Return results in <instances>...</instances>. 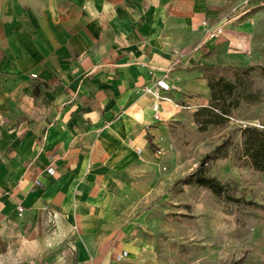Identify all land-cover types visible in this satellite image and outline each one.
<instances>
[{
    "label": "crops",
    "instance_id": "0c3cea01",
    "mask_svg": "<svg viewBox=\"0 0 264 264\" xmlns=\"http://www.w3.org/2000/svg\"><path fill=\"white\" fill-rule=\"evenodd\" d=\"M263 17L264 0H0V236L52 218L77 231L70 264L128 252L88 228L109 171L153 162L163 124L211 99L208 54L253 47ZM172 66L158 121L143 88Z\"/></svg>",
    "mask_w": 264,
    "mask_h": 264
},
{
    "label": "rangeland",
    "instance_id": "374dc122",
    "mask_svg": "<svg viewBox=\"0 0 264 264\" xmlns=\"http://www.w3.org/2000/svg\"><path fill=\"white\" fill-rule=\"evenodd\" d=\"M257 24L253 47L208 54L205 75L238 82L243 96L226 123L201 130L194 119L200 107L190 103L178 108L179 118L163 124V138L150 148L153 162L109 171L105 187L111 198L88 228L121 233L128 255L121 253L113 264H264V171L251 166L242 146L244 128H264V17ZM224 141L227 151L208 161L206 172L232 196L260 206L227 200L196 184L175 185ZM77 235L52 218L38 225L19 220L0 236V264H70Z\"/></svg>",
    "mask_w": 264,
    "mask_h": 264
},
{
    "label": "trees",
    "instance_id": "16d2710c",
    "mask_svg": "<svg viewBox=\"0 0 264 264\" xmlns=\"http://www.w3.org/2000/svg\"><path fill=\"white\" fill-rule=\"evenodd\" d=\"M207 79L211 90L210 104L200 107L194 113L195 122L199 125L201 130H206L210 125H221L226 123L232 110L237 108L243 99L239 91L238 82L235 83L223 76L217 77L215 75L207 76ZM246 99H251V97L247 96ZM242 136L243 155L249 159L254 169L264 171V128L248 126L242 130ZM227 149V141L219 144L211 153L205 155L199 168L188 176L178 179L175 185L196 184L211 190L218 196L225 197L227 200L243 202L257 207L260 206L253 200L232 196L225 183L206 172V163L210 160L218 159L223 151H227Z\"/></svg>",
    "mask_w": 264,
    "mask_h": 264
},
{
    "label": "built area",
    "instance_id": "2783aa9c",
    "mask_svg": "<svg viewBox=\"0 0 264 264\" xmlns=\"http://www.w3.org/2000/svg\"><path fill=\"white\" fill-rule=\"evenodd\" d=\"M215 32H222V29L216 30ZM173 67L174 66L168 68L166 70L165 74L161 77H155L154 72L150 71L149 74L151 76V79H153V80L151 82H149L148 84H146L143 88L145 93H149L155 98V101L153 103L152 108L154 111L155 119L158 121L161 120L162 103L164 101L171 99L170 94L176 88L170 79V75L173 72ZM33 76L36 77V74H34ZM178 81H180V78H178ZM181 107L189 108L190 106L189 105H181ZM139 151H141V150H139ZM48 172L50 174H53L54 170L52 168H50L48 170ZM18 209H19L20 215H22V213L24 211L23 206H19ZM126 255H128V253L124 252L123 256H126Z\"/></svg>",
    "mask_w": 264,
    "mask_h": 264
}]
</instances>
